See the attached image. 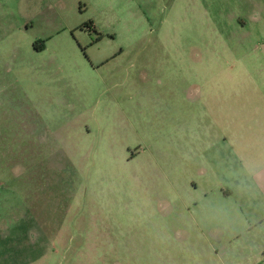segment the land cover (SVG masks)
<instances>
[{
    "label": "rangeland",
    "instance_id": "1",
    "mask_svg": "<svg viewBox=\"0 0 264 264\" xmlns=\"http://www.w3.org/2000/svg\"><path fill=\"white\" fill-rule=\"evenodd\" d=\"M263 100L264 0H0V264H244L191 213Z\"/></svg>",
    "mask_w": 264,
    "mask_h": 264
},
{
    "label": "crops",
    "instance_id": "2",
    "mask_svg": "<svg viewBox=\"0 0 264 264\" xmlns=\"http://www.w3.org/2000/svg\"><path fill=\"white\" fill-rule=\"evenodd\" d=\"M222 133L203 162L204 192L191 216L221 260L264 264V102Z\"/></svg>",
    "mask_w": 264,
    "mask_h": 264
}]
</instances>
